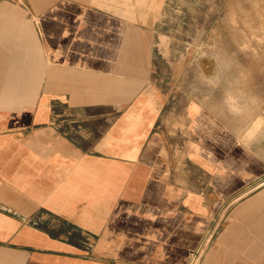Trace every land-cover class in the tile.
Segmentation results:
<instances>
[{
	"label": "crops",
	"instance_id": "obj_1",
	"mask_svg": "<svg viewBox=\"0 0 264 264\" xmlns=\"http://www.w3.org/2000/svg\"><path fill=\"white\" fill-rule=\"evenodd\" d=\"M136 1L0 0V264H168L151 252L152 215L201 213L211 183L264 177L263 114L223 117L183 78L158 81L167 0ZM176 177L208 185L163 204ZM248 213L264 223V189L225 229Z\"/></svg>",
	"mask_w": 264,
	"mask_h": 264
},
{
	"label": "rangeland",
	"instance_id": "obj_2",
	"mask_svg": "<svg viewBox=\"0 0 264 264\" xmlns=\"http://www.w3.org/2000/svg\"><path fill=\"white\" fill-rule=\"evenodd\" d=\"M137 4L136 13H150L149 6ZM7 12L13 18L22 15L23 23L30 19L20 6L9 4ZM163 13L153 35V76L165 84L183 78L178 81L180 92L209 95L214 111L223 117L241 111L237 105L246 114L264 117V0H167ZM8 24L15 28L17 23ZM176 62L180 64L175 68ZM176 178L158 189L163 204H178L175 191L183 195L208 185L206 177ZM263 184L264 177L211 183L205 193L215 189V195L206 199L208 209L201 213L152 215L147 236L153 257L167 256L168 264H174L177 256L178 264H191L192 253L199 251V264H264L262 216L248 213L245 221L233 220L231 229H225L232 211L264 189ZM224 191L231 197H224ZM172 222L177 223L175 230L160 229Z\"/></svg>",
	"mask_w": 264,
	"mask_h": 264
},
{
	"label": "built area",
	"instance_id": "obj_3",
	"mask_svg": "<svg viewBox=\"0 0 264 264\" xmlns=\"http://www.w3.org/2000/svg\"><path fill=\"white\" fill-rule=\"evenodd\" d=\"M199 251L193 252L191 255V264H199L201 256L198 253Z\"/></svg>",
	"mask_w": 264,
	"mask_h": 264
},
{
	"label": "bare ground",
	"instance_id": "obj_4",
	"mask_svg": "<svg viewBox=\"0 0 264 264\" xmlns=\"http://www.w3.org/2000/svg\"><path fill=\"white\" fill-rule=\"evenodd\" d=\"M216 249V248H215ZM228 251V250H227Z\"/></svg>",
	"mask_w": 264,
	"mask_h": 264
}]
</instances>
